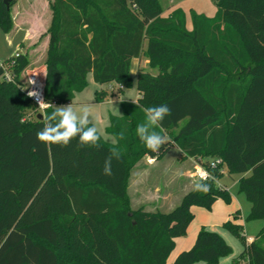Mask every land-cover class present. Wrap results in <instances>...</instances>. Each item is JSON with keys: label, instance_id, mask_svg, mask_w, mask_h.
Returning a JSON list of instances; mask_svg holds the SVG:
<instances>
[{"label": "trees", "instance_id": "obj_1", "mask_svg": "<svg viewBox=\"0 0 264 264\" xmlns=\"http://www.w3.org/2000/svg\"><path fill=\"white\" fill-rule=\"evenodd\" d=\"M4 1L0 28L9 33L15 0L9 9ZM213 2V17L191 11L192 30L181 8L163 17L160 0L51 2L47 103H72L89 74L99 85L131 87L136 58L146 57L158 71L153 76L139 69L137 103L125 102L122 116H110L114 144L102 137L99 146H83L78 137L67 146L40 142L44 120L21 88L29 56L1 62L11 80L0 66V264H167L175 239L187 234L193 207L231 202L230 191L218 184L225 174L240 177L238 192L252 205L247 220L264 222V0ZM107 92H97L96 101ZM159 105L171 114L155 128L166 142L153 153L136 128L145 122L143 108ZM113 148L120 159L105 175ZM172 148L200 160L212 178L199 182L210 190L194 187L167 213L132 209V169L145 156L160 160ZM216 159L221 164L211 168ZM223 227L244 245L233 264H264V227L251 243L235 220ZM231 253L219 233L202 228L171 264H219Z\"/></svg>", "mask_w": 264, "mask_h": 264}, {"label": "crops", "instance_id": "obj_2", "mask_svg": "<svg viewBox=\"0 0 264 264\" xmlns=\"http://www.w3.org/2000/svg\"><path fill=\"white\" fill-rule=\"evenodd\" d=\"M53 0H15V4L11 7L10 12L13 19V29H21L24 31L25 35L23 38L22 44L24 46H28L29 51L32 50V55L35 51H38L39 49H33L30 46L32 45V42L38 41V39L41 41L40 43V50L43 51L44 54V61L42 64L43 67V75L46 76V66H45V60H46V54L49 44V35L47 33L51 21H52V10L50 8V4ZM181 8L186 15V28L188 30H192L193 24L191 19V11H194L197 14H203L204 10L203 4L201 0H169L168 1V8H164L163 17H168L173 10ZM204 15L207 17H213L214 11L210 9L209 12H206ZM46 34V35H44ZM44 36V37H43ZM33 46V45H32ZM31 52V51H30ZM30 52H25L30 54ZM29 66L24 70L23 73H28L32 71H36V67H32V62L29 58ZM32 68V69H30ZM139 69H144L145 71L151 73L153 76L158 75L157 69L151 68L149 66V60L146 57L136 58L133 59L131 62V75L134 79V77L137 78V72ZM22 73V74H23ZM106 87H109L105 85ZM140 98V94L137 90V94L135 98L130 101L133 103H137L138 99ZM129 101V102H130ZM171 150H176L178 156L175 158V162H168L167 161V155ZM162 159L154 161V163L149 164L147 162L149 156H145L133 169L131 172V176L128 183V195L130 197V203L132 209H139L143 208L145 211L148 212H162L159 209V206H166L168 204L171 205L173 202L171 198L173 197V193H171L172 187L169 185L166 181V179L170 178L172 179L173 176L177 178V184H184L185 186L191 185V190L195 187V183L197 182L191 174L190 168L195 166L200 160H197L195 158H186L184 157V154L182 151L178 148H172ZM185 160H189L192 162L190 168L182 167V162ZM226 172V171H224ZM227 175V174H225ZM240 177H238L236 183L238 186V180ZM165 183H164V182ZM174 185V186H175ZM221 185V184H220ZM226 187L228 190L229 188L226 185H221ZM131 190H133V197L131 194ZM190 191V190H189ZM188 191V192H189ZM230 191V190H229ZM231 204L227 207H221V203H216L213 205L212 210H216V213L218 214L215 219L214 224H211V226H215L220 223V221H228L229 219H232V213L236 210L235 201L237 204V207L239 208V211H241V208L243 207V200L241 197V193L238 192L231 193ZM185 195V194H184ZM184 195L181 196L180 202ZM236 196V197H234ZM135 199L138 202V206L135 208L133 206V203L135 202ZM216 206V207H215ZM217 208V209H216ZM195 210V208H192ZM219 210V211H217ZM196 212H199L202 215H207L206 211H202L201 209H197ZM214 212V211H212ZM220 212V215L219 213ZM166 213V212H163ZM190 230V228H188ZM200 231L199 227H193L192 231L190 230L189 235L186 239L181 241H176L175 248L177 251H188L192 245H194L196 237L198 232ZM177 239V238H176ZM175 239V240H176ZM247 239H254V238H247ZM179 242V243H178ZM174 248V249H175ZM189 248V249H188ZM180 253V252H179ZM221 260V259H220ZM172 263V262H171ZM170 263V264H171ZM221 263V262H220ZM240 264H246L244 261H241Z\"/></svg>", "mask_w": 264, "mask_h": 264}, {"label": "rangeland", "instance_id": "obj_3", "mask_svg": "<svg viewBox=\"0 0 264 264\" xmlns=\"http://www.w3.org/2000/svg\"><path fill=\"white\" fill-rule=\"evenodd\" d=\"M168 1L169 0H160L163 8H168ZM187 1V0H186ZM203 4V14L206 12H209L210 9L211 11H214V15L216 14L217 8L216 5L214 4L213 0H201ZM24 31L21 29H13L9 33H5L1 28H0V62L6 61L12 57L15 56L17 52L19 53H25V52H30L29 58L32 62V67H36V71L43 74V59H44V54L42 50H40V40L32 42V45L30 46L33 49H39L38 51H35L32 55V50L29 51L28 46H24L22 44L23 38H24ZM46 35V34H44ZM44 37V36H43ZM32 69V68H30ZM26 76L27 73L22 74V81L23 85L26 84ZM117 86V84H114ZM101 90H106L107 92V98L102 101V102H97L96 101V96L97 92H101ZM111 92L109 91L108 87L105 85H99L94 82L92 74H89L87 76V84L84 90L81 92L79 91L78 93L75 94V97L72 101V106L73 108L79 113L82 109H87L90 114H91V119L92 123L97 127V129L100 132L101 137L104 139L105 142L114 144L115 139L114 137L107 132V127L109 126L110 123V116H117L120 117L123 114V103L129 102L131 99L133 100L137 94V78L134 77L133 84L131 87H126L122 92H117L114 93L113 95L110 94ZM64 105H69V104H64ZM61 106V105H59ZM167 155V161L168 162H175V158L178 156L176 150H171ZM192 162L189 160H185L182 162V167L185 168H190ZM194 167L190 168L191 174L194 171ZM239 176L234 175V176H228L225 175L222 180L218 181V184L220 185H226L231 193L236 195L237 193V179ZM195 179V178H194ZM167 183L172 187L171 193H173V197L171 200L173 201L170 204L166 206H159V210L162 212H170L172 209H174L179 203H180V198L182 195L188 193L189 190H191L192 186L189 187V185L185 186L184 184H177V178L173 176L172 179L168 178L166 179ZM197 182H199L197 179H195ZM164 182V181H163ZM196 182V183H197ZM165 183V182H164ZM196 183L194 185H196ZM175 185V186H174ZM220 185V186H221ZM133 190H131L132 198L133 197ZM243 200V207L241 208V211H239V208L237 207L236 201H235V206L236 210L232 213V219L235 220L238 224H241L243 226V234L246 236V238H256L258 234L261 232V230L264 227V222L262 220H247V217L250 213L251 210V204L247 200L246 196L244 194H240ZM236 197V196H234ZM237 198V197H236ZM139 199H135V202L133 203V206L136 208L139 204L136 201ZM221 203V207H227L231 204V202H226L222 199H219L216 201V203ZM232 205V204H231ZM216 207V206H215ZM195 210L192 209V213L194 215L193 220L191 221L189 228L192 231L193 227H199L200 230L202 228H206L207 230L214 231L220 234L224 238V240L231 246L232 248V253L226 257L221 258L219 264H233L235 261V258H237L242 251L244 250V245L242 241L239 238H236L235 235H233L229 230L223 227V224L227 221L223 220L220 221L219 224L215 226H211V224H214L212 222L215 221L217 217L216 210H207L205 208L195 206ZM197 209H201L202 211H206L207 215H202L199 212H196ZM217 209V208H216ZM214 211V212H212ZM219 211V210H217ZM239 211V215L236 219H234L235 214ZM220 215V212H218ZM230 220V219H229ZM228 220V221H229ZM190 230L188 229L186 236L178 237L175 240L176 241H181L187 238V236L190 233ZM179 243V242H178ZM193 246V245H192ZM191 248V247H190ZM189 249V248H188ZM183 251V250H182ZM181 251H177L176 248L173 250L171 253L167 264H170L173 262V260L176 258V256L179 254ZM196 264H207L206 262H198Z\"/></svg>", "mask_w": 264, "mask_h": 264}, {"label": "clouds", "instance_id": "obj_4", "mask_svg": "<svg viewBox=\"0 0 264 264\" xmlns=\"http://www.w3.org/2000/svg\"><path fill=\"white\" fill-rule=\"evenodd\" d=\"M39 107H52L53 111L43 117L44 125L37 132V139L45 144H60L67 146L74 138H79L83 146H99L101 135L97 127L92 123L91 114L85 108L79 113L72 104L54 106L50 103L40 101ZM145 122L138 124L136 134L143 141L148 149L153 153L158 152L166 142L165 137L155 131L161 126L166 116L171 114V109L167 105L144 107ZM124 134H120V139ZM120 159V153L113 148L110 155L105 160L103 172L105 175L112 174V160ZM195 191L208 192L209 185L197 182Z\"/></svg>", "mask_w": 264, "mask_h": 264}, {"label": "built area", "instance_id": "obj_5", "mask_svg": "<svg viewBox=\"0 0 264 264\" xmlns=\"http://www.w3.org/2000/svg\"><path fill=\"white\" fill-rule=\"evenodd\" d=\"M19 56V52L15 54V57ZM0 66H3V64L0 62ZM4 79L5 80H11V75L9 71L7 70L8 68L4 65ZM45 76L37 71H32L27 73L26 76V84L22 85V90L26 94V96L35 104L37 111L39 113H44V111L48 108H42L39 107L40 101L45 100ZM125 88L122 85H110L109 90L110 91H121L124 90ZM155 159L152 157H149L147 162L149 164L154 163ZM221 164L220 159L212 160L210 162V167L211 168H216L218 165ZM192 177L197 179L198 181H208L212 178L210 172L202 165L200 162H198L195 167L194 171H192ZM254 239H247L248 243H251Z\"/></svg>", "mask_w": 264, "mask_h": 264}, {"label": "water", "instance_id": "obj_6", "mask_svg": "<svg viewBox=\"0 0 264 264\" xmlns=\"http://www.w3.org/2000/svg\"><path fill=\"white\" fill-rule=\"evenodd\" d=\"M4 2H5V4L7 5L8 9H9L10 8L9 7V0H5ZM43 117H44V115L42 113L37 114V119L38 120H40V121L43 120Z\"/></svg>", "mask_w": 264, "mask_h": 264}]
</instances>
